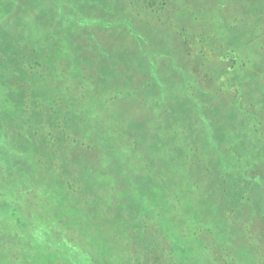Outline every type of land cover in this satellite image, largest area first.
<instances>
[{
  "label": "trees",
  "instance_id": "16d2710c",
  "mask_svg": "<svg viewBox=\"0 0 264 264\" xmlns=\"http://www.w3.org/2000/svg\"><path fill=\"white\" fill-rule=\"evenodd\" d=\"M219 4L217 12L225 22ZM258 4L249 8L252 27L240 36L242 8L234 9L233 22L220 24L224 27L221 40L207 34L210 16L207 23L203 18L204 24L200 17L192 23L182 19L179 27L170 17L161 19L159 12L166 10L167 0H0V153L7 158L0 156V160L11 169L13 161L30 155L24 157L32 158L27 160L33 169L43 174L54 168L65 188L75 190V178L63 169V158L59 162L58 156L69 145L92 150L89 143L79 144L76 138L82 121L97 108L113 106L112 115L116 114L122 99L138 93L136 87H154L151 72L132 63L124 47L100 38L130 34L138 22L135 17H146L145 24L141 22L145 32L156 25L150 20L155 21L173 28L180 40L195 48L187 56L192 58V70L183 61L187 76H176L172 82L167 78L175 100L171 104V97L167 99L165 118L158 127L163 135L181 138L174 147L187 138V149L173 150L170 145L178 158L175 179H170L172 173L164 161L143 165L147 183L140 189L142 199L127 207L128 218L117 208L112 221L114 264H240L243 251L251 247L263 251L264 7ZM163 55L167 57L168 52L156 53L155 59ZM172 71L166 68L165 73ZM114 87L118 90L110 92ZM143 129L138 124L125 135L138 140L134 151L139 150ZM204 134L211 139L208 145H200L195 138ZM141 142L152 147L144 138ZM164 145L168 144L163 139L161 149ZM170 158L173 162V154ZM174 181L180 184L177 201L166 197L170 193L165 183ZM201 200L209 205L206 215L198 205ZM3 201L0 264L11 257L8 249L13 248L15 259L13 251L27 249L30 240L33 248L28 250H35L36 257L42 255L44 263L50 259L93 262L89 252L73 250L76 238L62 227L61 219L55 221L68 237L59 241L42 227L36 228V234L32 217L21 216L10 198Z\"/></svg>",
  "mask_w": 264,
  "mask_h": 264
},
{
  "label": "rangeland",
  "instance_id": "374dc122",
  "mask_svg": "<svg viewBox=\"0 0 264 264\" xmlns=\"http://www.w3.org/2000/svg\"><path fill=\"white\" fill-rule=\"evenodd\" d=\"M234 1L167 0V8L164 12H159V16L164 20L170 17L173 25L178 27L181 25L182 19L184 22L192 23L194 17H200L202 19L200 24H204V21L207 23L206 17L210 16L212 20H208L211 25L206 26L207 34H216L219 39L224 40L222 31L224 27L220 24L233 22L234 9L240 10L242 8L240 10V12L242 11V17L239 18L237 26L239 29L238 36H240L242 31L245 34V28L252 27L253 16L249 13L250 6L258 7L260 6L258 3H260L264 7V0ZM219 3H222L221 6L224 8L222 15L225 14V17H227L225 22L221 21V16L217 12V8L220 7ZM139 17L141 16L135 17V21L138 20V22H135L132 32L127 34L130 36L125 35L126 31L124 36L121 35V32H117L118 34L116 33L115 37L103 35L100 39L118 43L120 47H124L127 53H130L131 56L129 55L128 59L132 60V63L138 62L149 70L154 84L153 90L142 84L136 87L138 93L136 92L130 97L122 99L121 105L117 107V110L118 108L120 110L118 113L112 115L113 106L108 110L97 108V112L92 114L90 118H84V122L82 121L83 126H80L76 138L79 144L80 142L89 143L92 150L81 146L71 148L69 145V148L63 150V155L58 156L59 162L63 158V169L71 172L74 176L75 181L73 183L77 188L73 191L67 190L54 168L50 169L48 173L40 174L38 169H33V163L27 160L32 161V158L24 157L30 155H23L22 158L24 159L13 161L11 169L4 166L5 163L0 160V207L1 203H4L3 200L10 198V202L19 208L17 212L21 216L32 217L33 229L36 234V228L42 227L53 233L57 240L62 241L68 235L64 234L61 228L69 229L76 238L74 241L76 246L73 250L89 252L93 261L90 264H114L113 246L111 244L112 221L117 215V208L123 209V216L128 218L127 207L142 199L139 196L140 189L144 188L145 183H147L143 179L145 171L143 165L145 167L148 161L158 162V165L161 161H164L165 169L169 168L171 170L170 179H175L177 178L175 164L178 158L177 153L175 154L170 149L172 146L173 150L187 149L185 146L187 138H185V141L182 140L180 146L174 147V145L181 142V138L177 137L176 140L173 137L171 138V135H163L158 127L165 118V111L169 104L167 99L173 94L167 78L172 82L176 76L182 78L187 76V66L183 61L186 60L188 67L192 70V64L190 63L192 58H187V56L188 52H194L195 48L192 44L180 40L179 35L173 28L155 21L150 20L151 23L156 25L151 24V27L146 29V33L145 26L141 24V22L145 24L146 17ZM214 20L217 21L214 22ZM68 33L69 31L66 28L64 34L68 35ZM194 33L196 31L192 32L191 35ZM244 34H242V37L246 41L247 38ZM154 43L157 44V47L151 48V44ZM159 52H168V56L163 55L157 61L155 56ZM182 57L183 60H181ZM181 63L183 64L181 65ZM164 64V70L161 72V67ZM166 68L173 71L165 73ZM136 77L140 79L139 76ZM116 81H119V79L116 78ZM117 90L118 88L114 87L109 91L114 93ZM144 97L145 99H141ZM172 99L175 100V98H170L171 104H174ZM81 119L82 117L79 116V122ZM138 124L143 126L144 129L141 134L152 147L142 143V138L139 140V150L134 151L135 149L132 148L133 143L138 140L134 139L133 141L132 138L125 135ZM192 137L190 136L188 140L190 141ZM195 138L200 145H208L211 141L207 134H204V137ZM163 139L168 145H164L161 149ZM171 144L172 146H170ZM166 147L168 148L166 149ZM171 154H173V162L170 158ZM0 156L7 159L2 153H0ZM127 156H131V158L129 159ZM216 158H219V156ZM165 185L170 193V196L167 195L166 197H173L174 201H177L175 195L180 188V184L174 181L165 183ZM80 187L84 189V192ZM185 197H179L178 200ZM143 201L145 200H142V203ZM182 202L174 208L175 210H171L172 214L179 210ZM198 205L202 208L203 215L209 213L208 204L201 200ZM57 217L63 221L62 227L59 222L55 221ZM26 246L27 249L17 248L22 255L17 252V249L13 251L16 254L15 259L12 257L13 248L8 249V253L10 251L12 258L9 257L3 263L69 264L62 259H50L49 263H44L42 255L37 256V258L35 250L33 251L34 254L29 251L33 248L31 240L27 242ZM46 248L52 253H54L53 250L59 253L56 248L48 246ZM243 252L244 255L240 259V262L242 261L240 264H264V250L258 253L257 249L251 247L250 250ZM23 253L27 255H23ZM31 255L32 259H30ZM247 258L249 260H246ZM187 260H190L189 255H187ZM82 263V260L72 262V264Z\"/></svg>",
  "mask_w": 264,
  "mask_h": 264
}]
</instances>
